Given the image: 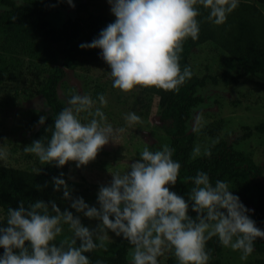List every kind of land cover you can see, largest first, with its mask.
<instances>
[{"label": "clouds", "instance_id": "1", "mask_svg": "<svg viewBox=\"0 0 264 264\" xmlns=\"http://www.w3.org/2000/svg\"><path fill=\"white\" fill-rule=\"evenodd\" d=\"M67 2L74 6L72 0ZM108 3L114 22L107 24L90 43L79 47L101 50L99 55L109 66L113 88L124 93L137 86L178 92L192 76L190 68L182 70L179 61L184 41L199 39L197 5L208 11L207 20L215 25L225 23L239 6V0ZM98 100L100 107L92 111L96 102L91 96L72 95L67 106L56 114L47 144L34 140L24 151L34 154L41 165L54 164L59 168L74 161L77 168L86 166L103 146L126 131L124 127L113 129L107 123L102 111L107 100L102 94H98ZM81 113L92 118L84 123L79 118ZM124 119L129 127L140 123L134 112ZM44 121L41 116L38 124ZM173 152L167 144L154 152L145 147L127 171L112 173L111 182L100 186L99 207L89 206L82 197L73 198L71 189L60 178L63 173L53 177L54 190L62 189L63 197L72 200L70 207L76 212L97 220L95 228L84 226L78 216L67 209L61 211L53 201L38 200L27 207L20 201L17 208H8L6 226H0V264H91L86 253L104 248L109 231L132 246L130 264H158V257L165 252H172L178 264H208L210 252L206 243L213 237L223 247L239 251L242 261L247 260L254 251V241L264 239V230L247 214L251 210L229 190L227 182L217 180L213 186L204 171L185 178L194 185L188 200L171 191L169 186L176 184L181 167L172 159ZM199 155L200 149L196 148L193 156ZM204 155L210 157L211 151L206 150ZM7 158V151L0 150V161ZM189 207L195 217L189 215ZM63 224L68 225L72 235L56 243ZM95 264L104 262L97 260Z\"/></svg>", "mask_w": 264, "mask_h": 264}, {"label": "trees", "instance_id": "2", "mask_svg": "<svg viewBox=\"0 0 264 264\" xmlns=\"http://www.w3.org/2000/svg\"><path fill=\"white\" fill-rule=\"evenodd\" d=\"M58 1L0 0V7H3L0 11V84L10 80L18 82L25 63L31 68L39 66L40 74L36 73L35 82L21 85L28 87L27 92L31 95L38 94L49 110L44 116L43 124L36 122L38 127L31 139L32 142L41 140L44 144L51 138L56 114L64 108L57 94V84L64 77L65 70H81L83 74H88L92 71L91 63H98L95 59L100 57L99 48L82 49L79 45L90 43L107 24L115 20V16L87 13L68 16L59 23H53L51 20L62 8V5L56 3L64 0ZM262 5L264 0H239V6L221 25L208 21V11L197 5L200 11L197 17L200 25L199 39L193 41L188 38L184 41L179 61L182 70L186 66L190 68L191 78L180 86L178 92H165L156 87L140 88L144 93L157 98L160 126L168 136L166 144L174 149L172 159L181 165L177 182L174 186H169L170 190L188 200V193L194 185L185 178L194 177L198 171H204L213 186L217 180L227 182L229 190L239 197L240 202L247 209L251 208V212L247 214L255 221V225L264 230V163H255L223 139L210 143L199 156L192 157L195 134L193 131L188 132L186 128L190 110L202 101L201 96L196 94L198 88L219 83L235 86L245 77L264 83ZM205 43L212 45L215 52H222L230 57L235 63L236 71L223 69L218 74L197 76L189 56L193 49ZM253 129L258 133L264 132V123L256 124ZM147 148L154 152L161 150L162 146L151 143ZM206 150L211 151L210 157L204 155ZM36 169H40L39 174ZM60 172L61 167L57 168L54 164L33 168L13 166L1 161L0 226H6L8 208H17L20 201L26 207L38 200L46 203L53 201L60 208L63 190L55 191L52 183V178L60 177ZM189 204L191 205L190 201ZM50 214L54 213L50 210ZM60 240L62 239L56 238L55 242L59 243ZM221 246L216 237L207 241L206 250L210 252L208 264H219L217 256ZM131 247L121 237L114 242L109 252L92 251L86 255L91 264H95L97 260H102L104 264H130L126 255ZM253 252H264V239L257 238L254 241ZM2 253L3 249L0 248V254ZM161 257L165 258V264H178L172 252H165L158 260Z\"/></svg>", "mask_w": 264, "mask_h": 264}, {"label": "rangeland", "instance_id": "3", "mask_svg": "<svg viewBox=\"0 0 264 264\" xmlns=\"http://www.w3.org/2000/svg\"><path fill=\"white\" fill-rule=\"evenodd\" d=\"M58 2L56 5L60 4L62 8L55 18L52 17L53 23H59L66 17L76 14L114 16L108 0H72L74 6H70L67 0ZM2 9L3 7H0V11ZM261 9L264 13V5ZM211 46L205 43L192 50L189 61L195 74L197 76L207 73L218 74L223 69L235 72L233 60L222 52H215ZM95 60L98 63H91L92 71L88 74H83L81 70H65L64 77L57 84V94L64 107L72 95H89L96 102L92 111L100 107L98 94L104 95L107 106L103 107L102 111L107 117V123L113 129L121 127L126 129L125 132L118 133L114 141L110 140L103 146L96 158L86 166L77 168L76 162L70 161L61 167L60 173L64 174L62 179L71 189V196L82 197L89 206L99 207L98 190L100 186H106L111 182V174L127 171L129 164L139 159V153L145 147L151 143L163 146L168 142V136L160 126L157 98L144 93L138 86L128 93L113 88L109 66L101 57ZM37 72L40 74L38 65L31 68L25 63L21 75L18 76V82L10 80L0 84V150L7 151L8 158L2 162L9 165L33 168L41 165L34 154L24 151V147L32 143V134L38 127L36 122L41 116H46L49 110L38 94L31 95L27 92L29 88L21 85L35 82ZM196 94L201 96L202 101L190 110L186 122L187 131H193L195 134L191 156L194 157L196 148L202 152L213 141L223 139L232 148L245 153L255 163L263 164L264 132L258 133L253 127L264 123V83L245 77L235 86H226L222 83L214 86L208 84L198 88ZM130 112L140 117V123L131 127L124 119ZM79 118L87 123L92 117L87 116V113H81ZM262 182L264 184V178ZM61 203V211L67 209L74 216H78L84 226L95 228L98 221L89 219L71 208L72 200L63 197ZM190 212L189 215L195 217L194 212ZM62 228L63 232L57 238H70L72 234L68 225L63 224ZM119 238L121 237L109 231L107 239L103 241L105 247H98L94 252H109ZM240 255L239 251L221 246L217 258L219 264H264V252H252L248 259L243 261ZM126 260L130 263L129 250ZM158 264H165V258L161 257Z\"/></svg>", "mask_w": 264, "mask_h": 264}, {"label": "water", "instance_id": "4", "mask_svg": "<svg viewBox=\"0 0 264 264\" xmlns=\"http://www.w3.org/2000/svg\"><path fill=\"white\" fill-rule=\"evenodd\" d=\"M248 209H249V210H251V208H250V207H248ZM250 212H251V211H250Z\"/></svg>", "mask_w": 264, "mask_h": 264}]
</instances>
